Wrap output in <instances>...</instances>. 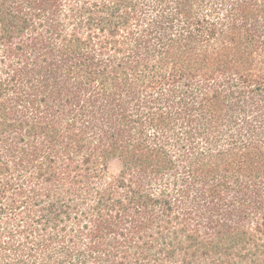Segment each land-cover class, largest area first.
I'll use <instances>...</instances> for the list:
<instances>
[{
    "label": "trees",
    "instance_id": "obj_1",
    "mask_svg": "<svg viewBox=\"0 0 264 264\" xmlns=\"http://www.w3.org/2000/svg\"><path fill=\"white\" fill-rule=\"evenodd\" d=\"M0 264H264V0H0Z\"/></svg>",
    "mask_w": 264,
    "mask_h": 264
},
{
    "label": "rangeland",
    "instance_id": "obj_2",
    "mask_svg": "<svg viewBox=\"0 0 264 264\" xmlns=\"http://www.w3.org/2000/svg\"><path fill=\"white\" fill-rule=\"evenodd\" d=\"M119 168H120L119 162L118 161H112L109 165L108 170H109L110 174H116V173H118Z\"/></svg>",
    "mask_w": 264,
    "mask_h": 264
}]
</instances>
